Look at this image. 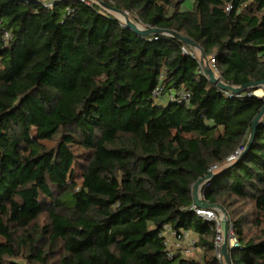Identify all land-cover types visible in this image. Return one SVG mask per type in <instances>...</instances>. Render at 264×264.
I'll use <instances>...</instances> for the list:
<instances>
[{
  "label": "trees",
  "instance_id": "1",
  "mask_svg": "<svg viewBox=\"0 0 264 264\" xmlns=\"http://www.w3.org/2000/svg\"><path fill=\"white\" fill-rule=\"evenodd\" d=\"M99 1L0 0V264H223L191 210L214 166L203 196L232 221L231 263L264 264V117L247 149L264 99L202 73L204 55L235 89L264 82V0ZM166 226L200 256L170 257Z\"/></svg>",
  "mask_w": 264,
  "mask_h": 264
},
{
  "label": "built area",
  "instance_id": "2",
  "mask_svg": "<svg viewBox=\"0 0 264 264\" xmlns=\"http://www.w3.org/2000/svg\"><path fill=\"white\" fill-rule=\"evenodd\" d=\"M61 1L80 2V3H84L89 8H93L94 5H97V6L101 5L99 0H50L48 2H45V6L49 9H52L54 7L55 3L61 2ZM231 10H232V6L229 5L227 7L226 11L229 13ZM123 11L132 20V13L130 11H127V10H123ZM117 16H118L120 23L122 25H126L125 18L121 15H118V14H117ZM141 28L144 29L142 26H141ZM5 38L8 39L9 35L6 34ZM183 52L185 54L190 55L193 58L196 57L194 52H191L187 48H183ZM206 62L208 63V65L212 69L215 77L218 79H221L220 73H219L218 69L216 68L215 59L213 57H207ZM202 73H204L208 77L206 71H203ZM161 92H162V89H157L154 94L156 97H158L161 94ZM224 93L229 98L242 96L240 94L237 95L236 93H234L232 91H224ZM254 95L256 96L255 93H254ZM166 98L170 102L186 103L189 101L190 94L186 93L185 91H181V90H179V91L172 90V91H169L168 93H166ZM238 154H239V152L236 155L229 158L228 162L234 161L237 158ZM217 169H218V167L214 166L210 170V173H215V171ZM206 184H204L200 188V192H199L200 200L204 201V202H205V200H204L203 192H204V188H205ZM191 210H193L203 220H205L207 222L214 223L215 231H216V240H215L216 258L220 262H222L223 264H226L225 258L221 252V248H222V244H223V230H222L223 213H222V211L215 209V208H201V207L197 206L196 203H194ZM159 236L165 240L164 242L168 248L170 257L173 255V253L178 252V251H181L183 254H186V255L192 254V253L194 254V253H197L199 251L196 247L197 238L193 237V235L189 231L175 232L170 228V226H166L163 229V231L160 233ZM228 236H229L228 245H229V251H230V249L232 250L238 246L236 237L234 236V232H233V224H232V221L230 220V218H229Z\"/></svg>",
  "mask_w": 264,
  "mask_h": 264
},
{
  "label": "water",
  "instance_id": "3",
  "mask_svg": "<svg viewBox=\"0 0 264 264\" xmlns=\"http://www.w3.org/2000/svg\"><path fill=\"white\" fill-rule=\"evenodd\" d=\"M24 1H31V0H24ZM103 6H105L107 9H109L110 11H112L115 14L121 15L125 18L126 21V25L128 28H130L134 33L138 34V35H142V36H151V35H171L174 36V38L178 41H181L182 43L193 47V48H197L199 50H201L195 43H193L191 40L184 38L183 36L176 34L174 32H169V31H165V30H160V29H156V30H144L141 28L140 25L134 23V21H132L123 10H119L116 8H112L109 5L104 4ZM202 63H205L206 66V73L209 77V81L215 85L218 86L220 89L224 90V91H232L234 93H242V92H246L248 90L254 89V90H259V89H264V82H258V83H252L249 84L247 86H245L244 88L241 89H235L225 83L222 82L221 79H218L215 77L212 69L210 68V66L208 65V63L205 60V56L202 55ZM264 117V108L262 110V112L258 115V117L255 119L253 127H252V134H251V138L249 141V144L247 146V149L250 147V145L252 144L253 140H254V136H255V132H256V128L259 125V122L261 121V119ZM244 155V154H243ZM216 174L214 173H209L205 178L199 180L196 185L194 186V191H193V195H194V201L196 203L197 206L201 207V208H215L218 209L220 211H222L223 213V220H222V230H223V244H222V248H221V252L225 258V262L226 264H232L231 263V258H230V251L228 248V240H229V236H228V230H229V217L227 212L220 207L219 205L216 204H209L207 202L201 201L200 197H199V192H200V188L206 184L208 181H210Z\"/></svg>",
  "mask_w": 264,
  "mask_h": 264
},
{
  "label": "rangeland",
  "instance_id": "4",
  "mask_svg": "<svg viewBox=\"0 0 264 264\" xmlns=\"http://www.w3.org/2000/svg\"><path fill=\"white\" fill-rule=\"evenodd\" d=\"M41 1H42V2H48V1H50V0H41ZM193 2H194V0H187L185 6H186L187 8H189V9H191L192 6H193ZM134 23H135V22H134ZM138 25H139V24H138ZM255 94H256V96L261 97V98L264 99V89H259V90H257V91L255 92ZM193 237H194V236H193ZM195 238H196V237H195ZM199 252H200V251H199ZM199 252L195 253L197 258H198V256H200V253H199ZM193 255H194V254H193Z\"/></svg>",
  "mask_w": 264,
  "mask_h": 264
},
{
  "label": "crops",
  "instance_id": "5",
  "mask_svg": "<svg viewBox=\"0 0 264 264\" xmlns=\"http://www.w3.org/2000/svg\"><path fill=\"white\" fill-rule=\"evenodd\" d=\"M194 237H196V236H194Z\"/></svg>",
  "mask_w": 264,
  "mask_h": 264
}]
</instances>
